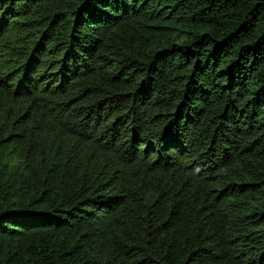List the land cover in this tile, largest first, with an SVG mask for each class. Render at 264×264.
Returning a JSON list of instances; mask_svg holds the SVG:
<instances>
[{
  "label": "trees",
  "instance_id": "16d2710c",
  "mask_svg": "<svg viewBox=\"0 0 264 264\" xmlns=\"http://www.w3.org/2000/svg\"><path fill=\"white\" fill-rule=\"evenodd\" d=\"M0 264H264V0H0Z\"/></svg>",
  "mask_w": 264,
  "mask_h": 264
}]
</instances>
